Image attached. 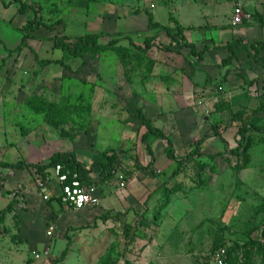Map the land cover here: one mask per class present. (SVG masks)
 I'll use <instances>...</instances> for the list:
<instances>
[{
	"label": "rangeland",
	"instance_id": "rangeland-1",
	"mask_svg": "<svg viewBox=\"0 0 264 264\" xmlns=\"http://www.w3.org/2000/svg\"><path fill=\"white\" fill-rule=\"evenodd\" d=\"M22 1L30 6L25 14L17 13L18 3L5 7L0 2V162L44 168L15 169L14 175L2 169L8 182L0 208L13 191L19 193L18 203L0 216V264H36L32 252L43 249L50 250L53 264H209L222 245L244 251V264H264V238L256 241L264 230V78L244 82V98H233L237 87L227 80L238 72L222 75V66L208 73L195 92L201 106L195 110L207 130H215L226 144L206 137L200 155L171 177L175 166L167 165L171 160L157 140V164L137 177L147 175L155 184L143 207L124 209L123 191L103 199L100 207L66 210L57 223H45L53 209L61 210L56 198L43 199H50L48 191L57 193L47 167L55 153H73L87 166L99 162L100 168L107 163L104 153L115 152L112 174L99 181L110 182L116 192L124 189L121 181L129 184L139 163H149L143 160L141 137L147 126L160 124L168 110L159 108L162 103L175 98L177 106L182 103L189 82V50H163L169 40L162 27L174 28L177 21L188 31L189 21L201 20L202 9L215 0ZM217 7L222 11L224 0ZM35 17L47 26L55 24L53 31L41 27L23 34L21 27ZM150 17L158 27L148 24ZM89 35L108 47L82 58L54 47L55 36L75 41ZM151 38L154 46L146 53L129 43L143 47ZM38 60L59 63L41 66ZM244 126L257 130L248 133L252 142L238 155L229 153ZM196 128L194 121L179 125L185 140ZM175 145L181 155V144ZM145 189L138 185L133 192ZM165 210L173 214L163 216ZM103 213L109 223L100 218L76 226ZM163 218L170 219L171 234L163 235Z\"/></svg>",
	"mask_w": 264,
	"mask_h": 264
},
{
	"label": "crops",
	"instance_id": "crops-1",
	"mask_svg": "<svg viewBox=\"0 0 264 264\" xmlns=\"http://www.w3.org/2000/svg\"><path fill=\"white\" fill-rule=\"evenodd\" d=\"M214 2L215 3L207 4L205 6L206 8L202 9L204 12V15L201 20H197L195 18L193 20H190L189 30L184 31V36L186 40L189 43L194 44L195 49L197 51L206 49L205 53L203 54L202 59L199 60L197 57L193 56L190 52V49L188 48L181 49L178 46H175L183 51L189 50V54L191 55L189 57V82H185L186 90L188 92L179 106H177L178 99L176 98L174 100H169V101H166L165 103H162L159 106V108H165V109L167 108L168 110L163 111L165 115H163L161 119L159 120L160 124L154 125V128L160 129L170 139L173 145V148H174L175 156L177 158L186 156L191 150L195 148V144L198 140L203 139L204 141L206 137H210L212 135L216 136L212 133V131L207 130L208 124L204 122L202 118V114H199L198 113L199 111L195 110V108L199 109V107H201L199 105L200 100H198V97L195 94V92L200 87L202 88L205 85V78L208 77V73L213 72L214 69H220L221 66H222L221 69L224 70V72H222V75L223 74L225 75L228 70H230V73L238 72L237 73L238 75L236 74L237 76L234 74L229 75L228 80H227V85H230L231 87H237L233 91L236 94V95H233V98H237L238 96H240L241 99L244 98L243 96H244L245 91L243 89H240V86L244 82L250 81L253 78H257V77H260V79L264 78V49H259V52L257 53L255 51V48L252 47L253 44H256L258 42H264V0H224V9L222 11H219L217 7L219 3L221 2V0H215ZM238 5L242 7L243 11L251 13L252 19L250 21H243L241 24L234 25L232 23L233 9ZM257 15H260L262 19L257 18L258 17ZM236 40L240 42L235 47L231 49L225 48V46L228 43L234 42ZM171 47H174V46H171ZM226 60L228 61V64L227 63L225 65L222 64V62ZM182 108H187V109L181 110ZM199 119L200 120L202 119V120L200 121ZM193 121H194V124L197 125V128L190 132L191 135L189 136V139L191 138V141L190 143H188L189 139L185 140L187 137L185 135H182V133H180L179 125H181L182 123L186 124L187 122L190 123ZM219 139L222 142L224 141L222 137H220ZM157 140H161L164 143V153L166 154L165 141H163L160 138H156L154 136H149L147 139V142L149 143L152 149L153 155H154V163L151 166H153L154 164H157L159 160V157L155 154V151L153 149V145ZM184 140L187 141V144L185 143ZM193 141H195L194 147H192ZM203 141L201 143V146L203 144ZM177 142L181 144V147H180L181 148L180 153H182L181 155L177 153V149L175 145L177 144ZM142 145H143L142 155L144 157L143 160H146V161L148 160L150 162L151 154L143 143ZM201 146L199 150V155L201 153ZM232 148H235V147H232ZM77 160L85 164L84 159L82 160L77 159ZM5 163H9V162H5ZM172 164H174L175 168L171 174V177H174L177 174L176 173L175 175H173L174 171L177 169L176 163L171 160V164L169 163L167 165L170 166ZM139 165L140 167L139 166L138 167L140 169L134 170L133 176L129 184L127 185V187L126 188L124 187L122 191H118V192L113 190L114 187L110 186V182L99 181L101 177L100 168H97L99 166L94 167L91 170V172L88 174L87 179H89V181L97 185V189L99 191L100 199H101L100 205L98 207L101 206L103 199H111V196L117 195L123 191L125 192V194L121 197L120 202L123 203L124 209L125 208L140 209L141 207L145 205V202H147V199H148L147 197L152 192L153 188L155 187V184H154V181L147 175H144V176L140 175V178L142 179L141 180L137 179L140 173L144 174L145 171H148L151 168V166L149 168H145L147 166L145 163H141V164L139 163ZM184 165L181 166L180 170L184 167ZM2 169L3 168L0 169V201H3L1 194L5 193L6 188L4 187V185L6 186L8 182L7 180L8 176H6V174L3 173ZM16 170L15 169L9 170V173L12 171L11 175H14ZM19 170H23V169H19ZM51 182H53L52 184L54 185V187H57V193L56 195L52 196L50 195L48 191L50 199L48 198V200H45V201L50 202L52 197L56 198V200L58 201L61 207V210L59 212H56L53 209V215L45 219L46 225L49 219L57 223L63 217L64 215L63 212L66 210L81 212V211H86L88 209V208L72 209V208H68L62 205L58 199L59 187H58L56 179L52 175H51ZM146 184L148 185V187L146 186ZM138 185L146 187L143 193L137 194L133 192L135 187ZM9 190H12V189H8V191ZM106 191L113 192V194L105 197L107 194ZM13 192H14L13 196L10 198V200L13 197L18 196L17 195L19 193L18 191L16 192L13 191ZM25 200L27 201V204H28V200L27 199ZM4 208L2 207L0 208V210ZM111 210H115V212L117 211L121 212L120 210H118V208L116 209L114 207H112ZM167 210H165V212L163 213V216L169 217V215L173 214L174 209L171 211V213L169 212L166 215ZM100 217L101 216H99L98 218H93V221L91 219L92 222L87 218L85 222L83 221L81 223L79 222L80 224H76V226L83 227V226H88V224L92 225L94 221H96V223L99 222L101 220ZM107 217L109 218L108 215ZM108 218L106 220L107 221L106 223H109ZM169 220L167 221L166 218H163V222L161 224V230H162L163 235L171 234L173 231ZM163 229L165 232H163ZM260 232L261 231H258L257 235L260 234ZM51 237H49V239ZM241 253H242V263L244 264L243 262L244 251H241L239 253L231 252L230 261L236 262L238 255H241Z\"/></svg>",
	"mask_w": 264,
	"mask_h": 264
},
{
	"label": "trees",
	"instance_id": "trees-1",
	"mask_svg": "<svg viewBox=\"0 0 264 264\" xmlns=\"http://www.w3.org/2000/svg\"><path fill=\"white\" fill-rule=\"evenodd\" d=\"M0 2L5 7H8L9 5L18 3L19 4L18 9H17L18 14H25L30 9V6L27 5L25 2H23L22 0H11L8 3H6L5 0H0ZM257 16H258L257 18L262 19V17L260 15H257ZM148 24L151 27H158L157 23H155L153 21L152 17L149 18ZM54 25L47 26L44 23L38 21L37 18L35 17L33 19L28 20L21 27L20 30L23 32V34H30V33L36 32L38 29L43 27V28L47 29L48 31L52 32ZM162 30L165 32L166 38L169 39L168 45H161V48L163 50L168 51V50H170L171 46H178L181 49L182 48H188V49H190V52L193 56L197 57L199 60L202 59L203 54L205 53L206 49L197 51L195 49L194 44L189 43L186 40V38L184 36L185 29L177 21H174V28L162 27ZM115 42L116 41H111L109 43V45L110 44L112 45ZM153 42H154V39H152V38L148 39L145 41L144 46L141 47L138 45H134L133 41H131L129 39V43L143 53L148 52L154 46ZM239 42L240 41L236 40L234 42L228 43L225 46V48L231 49V48L235 47ZM53 43H54V47L56 49L61 50L62 52H64L65 54H67L69 57H72V58H82L83 55H85L87 53L97 51V50H104L108 47V45L100 44L98 42V38L96 36H93V35L80 37V38H77L75 41H67L66 39H61V38H58L57 36H55ZM19 47H18V49H19ZM252 47H254L255 51L258 53L259 49H264V42H258L256 44H253ZM38 63L41 66H48L51 64H56V63L58 64L59 62L58 61H50V60H38ZM250 131H257V130H255L253 127H250V126H244V127H240L238 129L237 134H236L237 145L235 148H232L229 151L231 154L238 155L241 151H244L249 146V144L252 142L248 138V133ZM212 133L220 138V135L215 130H212ZM149 136H154L156 138H160L163 141H165V143H166V148H165L166 155L170 160L174 161L177 165V169L174 171L173 175H175L180 170L181 166L184 165L188 160L199 155L200 146H201V143L203 141V139L198 140L196 142L195 148L193 150H191L186 156L181 157V158H177L175 156L174 148H173V145H172L170 139L160 129L154 128L152 126H147V131L142 135L141 142L145 145L147 150L150 152L151 160L145 168H149L154 163V155H153V152H152V149H151L149 143L147 142V139ZM260 140L264 141V138H262ZM104 155L107 158V163H102V166L100 167V176L101 177H109V175H111L113 172V169H112L113 162H114L115 158L117 157V154L115 152H113L112 154L104 153ZM56 164H61L64 166L65 169H70L71 171L77 172L80 176L81 181H87L88 180L87 179L88 174L91 172V170L94 167L100 166L99 162L94 161L91 165H89L87 167L84 163L79 162L76 159L75 154H73V153H55L52 156L51 161L47 167H52ZM138 166L140 167L139 164H138ZM29 167H34V168H37L38 170H41L44 168V167H41L38 165L29 164L25 161H18L15 163H5V162L0 163V169L1 168H7L9 170H14V169L29 168ZM1 188H2V186H1ZM16 198H17L16 196L13 197L10 200V202L8 203V205L4 209L0 210V216H4L9 211H11L12 207L18 203V199H16ZM100 218L103 221H106L108 218L107 213H103ZM262 238H264V230H262L260 232V234L257 235L256 241L261 242ZM222 246H224V245H222ZM234 250L235 249L228 247L229 259H230V253L234 252ZM65 254H66V249L62 252V255H65Z\"/></svg>",
	"mask_w": 264,
	"mask_h": 264
},
{
	"label": "built area",
	"instance_id": "built-area-1",
	"mask_svg": "<svg viewBox=\"0 0 264 264\" xmlns=\"http://www.w3.org/2000/svg\"><path fill=\"white\" fill-rule=\"evenodd\" d=\"M252 14L243 11L240 5L233 9L232 23L241 24L243 21H250ZM51 175L56 179L59 187L58 198L60 203L68 208L83 209L96 208L100 205L101 199L97 185L89 181H81L77 172L65 169L63 165L56 164L51 167ZM126 181H121L120 187H126ZM44 195L43 199L48 200ZM47 236H52V230L47 231ZM33 261L37 264H53L52 255L49 249L32 252ZM210 264H243L242 253L238 255L236 262H231L228 255V247L220 246L211 254Z\"/></svg>",
	"mask_w": 264,
	"mask_h": 264
}]
</instances>
